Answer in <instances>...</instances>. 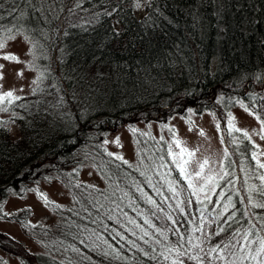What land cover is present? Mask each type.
Masks as SVG:
<instances>
[{
	"label": "trees",
	"instance_id": "1",
	"mask_svg": "<svg viewBox=\"0 0 264 264\" xmlns=\"http://www.w3.org/2000/svg\"><path fill=\"white\" fill-rule=\"evenodd\" d=\"M143 9L137 14L134 0H0V37L9 28L29 37L38 81L0 111L7 122L0 127V220L14 222L33 243L0 228L2 262L4 253L20 264H97L107 252L104 264H172L177 254L166 246L177 243V233L186 240L206 234L214 245L232 230L239 235L229 260H264V253L238 259L264 238V209L246 199L264 186L262 160L250 137L237 132L232 139L224 121L237 102L264 130V0H145ZM204 110L218 120L226 144L218 176L205 181L213 189L200 195L204 190L181 174L185 157L135 122L163 125L171 115L188 119L189 111ZM124 126L134 156L117 160L105 141ZM83 166L97 178H82ZM51 181L61 185L63 200L45 191ZM26 194L47 214L34 219L27 206L4 208L10 196ZM201 221L204 233L195 231ZM221 226L229 231L214 235ZM215 255L205 264H227Z\"/></svg>",
	"mask_w": 264,
	"mask_h": 264
},
{
	"label": "rangeland",
	"instance_id": "2",
	"mask_svg": "<svg viewBox=\"0 0 264 264\" xmlns=\"http://www.w3.org/2000/svg\"><path fill=\"white\" fill-rule=\"evenodd\" d=\"M145 0H142L141 6L136 7L137 14L144 11L143 4ZM15 36L13 40H7L6 47L0 49V64L4 65L3 79L0 80V93L12 90L15 95H19L24 91L29 90L31 82L35 78V69L32 66V53L30 42L25 39L21 34H12ZM15 54L19 58V62L5 60L3 56L5 54ZM22 75H17L21 73ZM188 119L181 117L179 114H174L165 120L163 125L156 123L155 121L144 122L136 121L135 126L141 128L143 131L150 130L156 138L163 135L168 140L169 149L173 155L177 158H181L183 155L185 159L180 163L186 169V172L191 176L194 188L203 189L204 191L198 192L200 195L209 193L213 189L214 182L208 186L205 184L209 177L215 181L221 170V162L224 160L226 144L222 139V130L217 125V119L215 116L207 110L200 111L199 113L188 112ZM224 121L227 125V133L232 139H235L234 133L229 129V121L240 128L242 133L247 132V135L252 140L254 147H256V157L258 160H262L264 163V130L262 122L259 121L256 115L246 109L240 103H235L228 112L224 115ZM10 130L15 129V124L9 125ZM203 130L204 135H200V131ZM119 137L120 143L116 144L114 141ZM179 140L180 144L177 145L176 141ZM107 147L127 159H133L134 156V143L132 140V134L129 128L126 126L114 129L112 133L106 139ZM182 149L192 151L194 154L189 157L187 152H182ZM207 159L208 163L204 166L201 176L197 177L195 173L200 171L199 165ZM189 161L187 164L184 161ZM80 174L82 178L92 181L97 178L96 173L91 166L81 167ZM45 191L54 198L59 200L64 199L62 195L61 185L57 182L51 181L50 183H44L42 185ZM207 186V188H206ZM29 207L33 211L34 219L47 214L46 208H44L39 201L32 195L26 194L20 197L8 198L4 204V208L8 211H18L23 207ZM0 228L5 231L15 234L21 238H24L26 244H33L25 235H23L17 225L9 220H0ZM2 253L3 260H0V264H20L17 259L5 257Z\"/></svg>",
	"mask_w": 264,
	"mask_h": 264
},
{
	"label": "snow or ice",
	"instance_id": "3",
	"mask_svg": "<svg viewBox=\"0 0 264 264\" xmlns=\"http://www.w3.org/2000/svg\"><path fill=\"white\" fill-rule=\"evenodd\" d=\"M141 3H142V0H134V6L137 8H139L141 6ZM111 14L112 13H110V12H105V15H111ZM0 19H2V17H0ZM2 30L4 32L9 33V34L6 37H0V49H3L6 47L7 40L15 39V36L11 34L12 29L9 28V29H2ZM117 35H118V33H117ZM25 39L27 40V39H29V37H25ZM3 59L19 62V58L15 54H11V53L5 54L3 56ZM3 67H4V65L0 64V80H2L4 78L3 72H2ZM17 75H22V72L17 73ZM42 75L43 74H41V76ZM37 82L38 81H33V83H37ZM0 87H2V85H0ZM18 99H20V97L15 96L14 92L12 90L0 93V111H7L8 110L7 106H10L14 100H18ZM5 102H6V104H5ZM257 118L260 119V117H257ZM6 123L7 122L0 121V127H4V125ZM229 129L232 132L242 131L240 128L235 127V125L232 124L231 121H229ZM131 130L133 132L137 131V129H135V128H132ZM200 135H204L203 130L200 131ZM244 135L247 136V132H244ZM105 143H107V141H105ZM114 143H116V144L120 143L119 137L116 138ZM176 143H177V145H179L180 141L177 140ZM181 151L187 152L189 157H191L194 154L192 151H188L187 149H182ZM108 155L113 156V153L109 152ZM115 158L117 160H123V157L118 156V155ZM253 158H255V157H253ZM188 162L189 161H187V160L184 161L185 164H187ZM124 163H127V161H124ZM207 163H208V160L205 159L204 162L199 165L200 171H197L195 173V175L197 177L201 176V173L203 172L204 166ZM178 166L180 167L181 174L184 175V178L186 180H188L189 187L194 188L195 186L192 183V178L189 174H187L186 169L182 165H178ZM258 166H259V168L264 169V163L258 162ZM225 175H227V173H225ZM221 179H223V176H221ZM259 179L261 181H264V175H261L259 177ZM211 180H212V177H209L208 181H211ZM201 190H203V189H201ZM253 191L258 192V195L260 196L259 200L253 201V197L251 195V193ZM193 194H195V192ZM40 195L45 200L46 204L52 203L51 201L48 200V197L46 196V194L40 193ZM246 199L248 200L250 207L264 209V186L260 187L258 190L250 189L249 195ZM229 206H232L231 198H229L228 204L225 205V208L227 209ZM204 223H205L204 221H201V226L198 227L197 229H195V231L204 233V227H203ZM225 223H227V221H225ZM230 227H231V225H229V228ZM229 228H225V227L221 226L218 228V231H216L214 233V235H220L221 233H226L229 231ZM261 231L264 232V228H261ZM177 235L179 236L177 243L173 244V245L166 246L167 251L169 253L174 251L177 254V259L173 260L172 264H184L183 260L179 259V257L183 256V255H188V258L192 261H196L197 264H205V258L212 256L213 253L216 254L215 256L212 257L213 261L214 260H220L222 262H227V264H235L234 260H229V255H232V256L236 255L235 252H230V249L235 248V245L233 244V240L239 235L238 231L232 230L231 238L222 240V241H220L214 245L210 244L211 237L206 235V234L202 238L201 237H188L187 240L183 235H180L179 233H177ZM249 235H251V233H245L243 239L245 241H247ZM185 242L187 243L188 248L184 247ZM205 243H209V247L207 250H205V248H204ZM236 243L240 244L241 242L239 240H236ZM242 249H243V246H242ZM192 253H195V254H192ZM221 253H224V255H221ZM262 253H264V238H260L259 247L255 249L254 254L252 253L251 250H249L245 256L238 257V259L243 261L248 256H250L252 260H257V258L260 257ZM145 255L149 256L150 254L148 252H145ZM160 255L163 256L164 260H167L169 258L164 253H160ZM108 256H109V253L102 252L101 253V260L99 262H97V264H104V261L108 258ZM150 258L156 259L155 256H150ZM208 264H212V261H209ZM260 264H264V260H260Z\"/></svg>",
	"mask_w": 264,
	"mask_h": 264
}]
</instances>
